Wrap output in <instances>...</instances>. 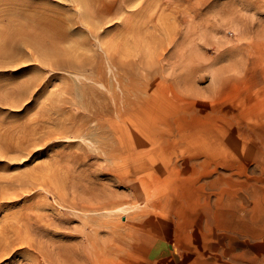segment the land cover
<instances>
[{"label":"bare ground","instance_id":"1","mask_svg":"<svg viewBox=\"0 0 264 264\" xmlns=\"http://www.w3.org/2000/svg\"><path fill=\"white\" fill-rule=\"evenodd\" d=\"M66 1L70 8L65 0H7L1 10L0 72L21 73L0 78V107L19 110L34 94L43 100L20 124L0 122V164H31L35 149L52 142L61 147L67 141L68 149L55 151L46 168L30 165L12 175L0 165V258L11 254L8 264H146L140 254L150 256L153 231L161 229L144 227L143 209H172L170 218H160L161 223L172 218L163 235L172 243L186 238L198 221L192 216L196 206L207 228L215 216L208 191L222 187L219 178L207 177L226 143L217 125L229 117L264 127V40L244 47L254 62L238 63L236 53L227 55L230 64L220 69L221 76L196 92L207 96L205 109L199 98L180 96L176 80L157 87L146 82V73L133 81L121 64L131 50L102 37L133 0ZM147 1L135 0L130 16L140 15ZM177 1L186 3L185 14L174 22L187 23L190 2ZM126 21H115V27L129 31ZM156 46L161 64L166 48L161 40ZM101 57L105 67L98 64ZM258 135L264 140V128ZM115 187L125 188L137 204L127 226L113 221L116 212H127ZM219 201L229 210L221 217L228 214L238 228L236 202ZM259 212L248 217L259 222L252 228L258 237L264 235ZM74 218L79 227H67Z\"/></svg>","mask_w":264,"mask_h":264},{"label":"rangeland","instance_id":"2","mask_svg":"<svg viewBox=\"0 0 264 264\" xmlns=\"http://www.w3.org/2000/svg\"><path fill=\"white\" fill-rule=\"evenodd\" d=\"M5 1L7 0H0V18L1 10L7 7L3 5ZM55 1L59 2V0ZM133 1L119 18L107 26L108 34L102 37H110L115 41L116 46L125 44L122 47L131 50L129 57L123 58L121 64L130 72L133 81L141 80L146 73L148 79L146 82H153L157 87L176 80L178 89L182 91L180 96L199 98L205 109L208 98L197 93L208 89L212 81L217 76H221L220 69L230 64L227 55L236 53L235 59L238 63L246 60L254 62L253 55L248 56L244 47L254 40H264V0H189L192 9L191 19L187 23L178 24L175 23L177 22L175 16H184L185 2L148 0L140 15L130 16L128 11L136 8L135 0ZM65 4L70 8L66 0ZM126 17V24L130 30L116 28L115 21H121ZM143 22L146 23L142 25L141 33L137 30L139 35H134ZM1 24L2 21H0V29ZM158 40H161L163 47L166 48L162 65L158 61L160 53V47L156 46ZM99 55L101 56L100 53ZM218 55L227 58L218 59ZM103 61L101 57L98 64L105 67ZM20 73V71L0 72V78L16 76ZM186 79L189 80L187 87L184 85ZM53 84L61 85V81L56 80ZM51 90L52 88L48 89ZM42 100V97L34 94L19 110L0 107V122L20 124L23 117L31 118L37 110L35 103ZM114 117L118 120L116 114ZM225 119L227 124L220 126L218 124L217 127L226 143L222 146L221 157L211 162L207 175L208 180L214 181L219 178V183L222 184L221 188L211 189L207 194L209 210H212L215 216L205 228L204 212L196 206L193 208L192 216L196 215L198 221L191 224L186 238L172 243L163 236L172 226L170 225L172 218L164 223H161L160 219L163 216L170 218L172 209L145 210L144 208L141 213L147 220L144 227L149 228L154 224L155 228L161 229L153 231L155 244L152 248L147 247L150 256L140 254L146 264H235L238 262L234 259L237 254L246 256L251 252L253 245L258 243L253 240L252 228L254 230L256 223L259 225V222L250 223L248 217L261 214L259 211L264 212V170L257 163L261 157V150L264 151V148H260L264 140L258 135L264 127L262 123L258 126L257 121L254 120L238 123L240 119H236L235 122L229 117ZM67 143V141L59 143L61 147L55 146V142L50 143L49 146H38L35 149L38 152L32 154L31 164L9 166L2 162L0 165L10 169L7 173L12 175L22 173L30 165L46 168L49 166L50 156L55 151L64 152V149H68L64 147ZM256 155L259 157L255 158ZM113 190L116 199L123 201L124 209H127L124 213L116 212L113 221L127 226L128 215L133 212L137 204L132 205L134 199L127 197L128 191L125 188L115 187ZM219 200L236 202L241 220L238 228L234 227L236 222L231 217H227L228 214L221 217L222 213L229 210L221 208ZM48 201L52 203L50 197ZM76 221V218L71 219L67 227H79ZM69 231L61 230L67 233ZM11 260H13L11 254L1 256L0 264H8Z\"/></svg>","mask_w":264,"mask_h":264},{"label":"crops","instance_id":"3","mask_svg":"<svg viewBox=\"0 0 264 264\" xmlns=\"http://www.w3.org/2000/svg\"><path fill=\"white\" fill-rule=\"evenodd\" d=\"M260 148H264V144H261ZM261 155L262 156L258 159L257 163L262 166L261 168L264 170V151L262 150ZM253 236V240L257 241L258 243L253 245L251 252L246 256L243 254H237L234 259L239 263L236 262L235 264H264V235L258 237L255 233Z\"/></svg>","mask_w":264,"mask_h":264}]
</instances>
